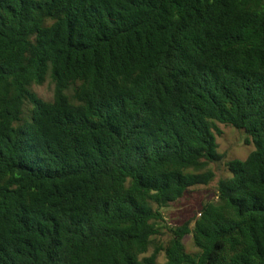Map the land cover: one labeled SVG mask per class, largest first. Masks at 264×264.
Here are the masks:
<instances>
[{
    "label": "trees",
    "instance_id": "obj_1",
    "mask_svg": "<svg viewBox=\"0 0 264 264\" xmlns=\"http://www.w3.org/2000/svg\"><path fill=\"white\" fill-rule=\"evenodd\" d=\"M0 264H264V0H0Z\"/></svg>",
    "mask_w": 264,
    "mask_h": 264
},
{
    "label": "rangeland",
    "instance_id": "obj_2",
    "mask_svg": "<svg viewBox=\"0 0 264 264\" xmlns=\"http://www.w3.org/2000/svg\"><path fill=\"white\" fill-rule=\"evenodd\" d=\"M34 90L45 100L52 99L54 94V86L50 81H47L42 86H35ZM218 126L222 131V135L217 136L219 144L218 151L224 156V159L221 163L213 167L216 174L215 180L208 186H199L191 189L183 199L164 210L165 217L170 226L181 225L197 215L203 204L214 201L217 195L216 188L218 180L230 176L227 169V162L233 159L244 160L254 150L252 139L244 131L225 125ZM165 239H167V236L161 237L160 242H164ZM185 244L189 251L195 249L192 236H188L185 239ZM152 252L153 250H151L150 254ZM160 260L162 261L163 257H160Z\"/></svg>",
    "mask_w": 264,
    "mask_h": 264
}]
</instances>
